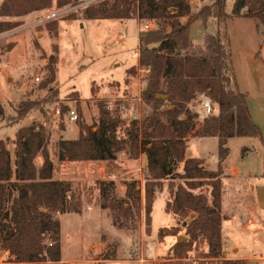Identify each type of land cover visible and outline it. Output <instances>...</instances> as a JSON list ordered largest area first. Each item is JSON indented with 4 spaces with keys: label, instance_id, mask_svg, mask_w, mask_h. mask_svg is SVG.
<instances>
[{
    "label": "rangeland",
    "instance_id": "obj_1",
    "mask_svg": "<svg viewBox=\"0 0 264 264\" xmlns=\"http://www.w3.org/2000/svg\"><path fill=\"white\" fill-rule=\"evenodd\" d=\"M4 1L0 0V6ZM99 1L84 0L60 9L54 2L51 8L22 16H0V21L19 24L0 33V104L4 109V114H0V138L14 140L19 127L33 123L43 124L51 133L48 149L56 161L55 176L71 180L82 195L81 213H64L61 217L64 255L72 260L70 264H104L105 259L121 260L116 264H219V259L207 256L209 243L203 234L198 235L186 257L178 258L173 254L172 248L179 236L181 241L189 239L185 221L166 208L177 185L185 182L183 163H179L173 175L163 179L156 188L155 218L148 226L144 199L148 158L145 153L133 157L130 138L150 111V106L140 98L146 86L147 72L139 69L137 64L138 32H142L147 20L133 18L122 23L116 19L67 18L71 10ZM189 1L192 12H198L211 3V0ZM233 5L234 0H226V11L230 15L224 30L230 42L236 79L240 89L248 92L252 117L264 136L263 25L251 17H233ZM181 20L185 22L187 17ZM52 21L58 22L57 35L47 26ZM153 25L157 27L155 23ZM217 29L215 17H210L206 26L197 20L191 24L190 36L193 42L203 44L205 33H215ZM51 67L56 81L43 87L42 83L52 76ZM131 67L135 68L134 73H128ZM37 77H40L39 81ZM56 84L60 88L58 100L52 98L53 92L50 91V87ZM31 100L41 103L15 124L14 118L18 117L16 107ZM107 102L113 106L111 111L117 110L119 116L121 106L126 107L127 114L121 112L123 117L117 129L118 137L123 139V150L118 159L112 163L100 160L59 161L60 137L78 138L76 133H80L85 125H91L99 116L100 105ZM202 104L203 97L199 95L186 106L196 113V121H202L206 115ZM57 107L67 109L58 115ZM70 109L77 111L76 121L70 120ZM197 130V127L193 128L187 136L186 157L187 153L191 157L201 156L205 168L217 170L218 139L200 136ZM10 147L14 149L13 141ZM228 147V157L221 164L227 172L223 170L221 175L224 180L221 213L227 220L225 233L231 236V219L239 221L243 231L264 230V195L259 193L264 189L262 139L236 136L229 139ZM40 156L35 159L38 167L41 166ZM234 167H238L242 174L250 172L253 175L231 174ZM100 179L114 180L115 188L111 191L120 199L125 197L126 183L133 179L139 181L142 200L140 206L134 208L132 218L126 219L110 208L101 207L99 188L95 185V181ZM211 190L209 184H203L193 192L204 193L212 204ZM165 211L172 215H163ZM161 226L168 227V234L164 237L159 236ZM222 240L225 257L237 259L234 257L238 251L232 249L233 244L226 249L227 239L224 237ZM249 254L258 256L251 251ZM244 261L245 264H256L250 258Z\"/></svg>",
    "mask_w": 264,
    "mask_h": 264
},
{
    "label": "trees",
    "instance_id": "obj_2",
    "mask_svg": "<svg viewBox=\"0 0 264 264\" xmlns=\"http://www.w3.org/2000/svg\"><path fill=\"white\" fill-rule=\"evenodd\" d=\"M82 1L5 0L0 6V16H22L51 8L54 2L60 9ZM229 15L226 0H211L198 12H192L189 0H100L71 10L67 18H138L157 25L139 34V69L148 73L141 98L150 106V111L141 120L139 132L130 135L133 157L145 153L148 158L144 187L146 221L148 226L151 225L156 188L163 179L173 175L179 163H183L185 182L177 185L166 208L185 221L189 239L175 243L173 254L178 258L186 257L198 235L203 234L209 243L208 257L219 259V264H245L244 259H228L223 252L225 217L221 213L224 185L221 164L229 154L230 138L263 139V133L252 117L247 93L238 89L230 42L224 30ZM231 15L260 20L264 32V0H234ZM182 17L187 20L183 22ZM210 17L218 21L217 32H206L203 44L193 42L191 24L200 20L206 26ZM18 25L16 21H0V33ZM47 26L57 35V21L49 22ZM50 71L52 76L42 83L43 87L56 81L53 67ZM135 71L134 67L128 69V73ZM50 91L52 98L58 100V85L51 86ZM199 95L203 101L209 98L218 105L214 113L204 116L202 121H196V113L186 107ZM40 103L31 100L17 106L15 124ZM99 108V116L91 125L81 128L78 138L60 137L59 161L112 163L118 159L123 150V139L117 135L120 116L117 110H109L107 103ZM66 109L63 107L62 110ZM0 114H4L1 104ZM195 127L198 135L218 139L217 170L205 168L202 158L186 157L187 136ZM50 139L51 133L46 127L35 123L19 127L14 140L0 138V246L14 255V259L6 264H65L61 262L60 216L81 213L82 195L71 180L54 177L56 161L48 149ZM38 155L43 158L39 167L35 163ZM95 183L102 208H110L126 219L133 217L134 208L139 207L142 200L138 180L126 183L123 199L111 191L115 188L114 180L100 179ZM203 184L212 187V204L204 193L193 192ZM167 231L168 227H162L159 236H166Z\"/></svg>",
    "mask_w": 264,
    "mask_h": 264
},
{
    "label": "crops",
    "instance_id": "obj_3",
    "mask_svg": "<svg viewBox=\"0 0 264 264\" xmlns=\"http://www.w3.org/2000/svg\"><path fill=\"white\" fill-rule=\"evenodd\" d=\"M98 20H100V19H98ZM116 20L121 21L122 23H125V21H126V20H120V19H116ZM138 36H139V32H138ZM138 58H139V54H138ZM137 64H138V62H137ZM147 75H148V73H147ZM237 83H238V81H237ZM238 89L240 91H242L240 89L239 84H238ZM242 92H245L248 95V92H246V91H242ZM76 134L80 135L79 132ZM75 138H77V137L75 136ZM75 138H68V139H75ZM212 138H216V137H212ZM262 142L264 144V136H263ZM54 155L56 157V154H54ZM191 156L192 155L187 153V157H191ZM198 157L202 158L201 156H198ZM226 158L222 161V163L226 160ZM65 161H69V160H65ZM39 162H40V164H42V162H43L42 156L39 157ZM211 170H215L214 167H212ZM223 170L225 171V169H223ZM237 173L242 174V173H240V170L238 167H234L231 174H237ZM242 175L243 176H252L253 174L249 172L246 174L243 173ZM254 175H258V174H254ZM54 177L57 178L56 176H54ZM57 179H62V178H57ZM259 193H260V196H263L264 195V189L263 190L261 189L259 191ZM157 200H155V202H154V208L152 211V218H153L152 220H154V218H155L154 213H155V205H156ZM165 212H163V215H168V216L172 215L168 211H165ZM62 215L60 216V220H61ZM226 222H227V220L224 219L223 225H222V238L225 237L227 239L226 249L229 248L228 246L230 244H233L232 249L238 251L237 257H234V258H237V259H249L250 258L252 260H255L254 263H256V264H264V230L257 229L254 232H252L251 230L243 231V229H241V227L239 226L241 223L239 221H235L234 219H231V221H230L232 223L231 236H227V233H225ZM61 226H62V222H61ZM164 226H166V225H164ZM164 226H161V227H164ZM240 251H242V253H239ZM249 251H251V253H253V254L258 253V256H253V255L249 254ZM61 254H62V261H61L62 263L70 264L72 262L71 259L66 258L64 255V245H63L62 233H61ZM120 261L121 260H116V259H105L104 264H116V263H119Z\"/></svg>",
    "mask_w": 264,
    "mask_h": 264
},
{
    "label": "built area",
    "instance_id": "obj_4",
    "mask_svg": "<svg viewBox=\"0 0 264 264\" xmlns=\"http://www.w3.org/2000/svg\"><path fill=\"white\" fill-rule=\"evenodd\" d=\"M153 23L154 22H152V21L145 22L141 28V31L153 28L154 27ZM36 80L39 81L40 77H37ZM202 105H203V112L206 115L213 114L215 109L218 106L217 103L211 101L209 98H205ZM107 106H108L109 110H113V106L111 105V103L107 102ZM119 111H120V109H119ZM61 112H62L61 107H57L56 108V114L60 115ZM121 112L127 114L125 105L121 106L120 119H122V117H123ZM68 114H69V118L71 121H76L78 119L79 115L75 109H70ZM12 259H14V255H12L8 249L2 248L0 246V264H6Z\"/></svg>",
    "mask_w": 264,
    "mask_h": 264
},
{
    "label": "water",
    "instance_id": "obj_5",
    "mask_svg": "<svg viewBox=\"0 0 264 264\" xmlns=\"http://www.w3.org/2000/svg\"><path fill=\"white\" fill-rule=\"evenodd\" d=\"M183 238H186V237H183ZM182 240V237H178L177 241L180 242Z\"/></svg>",
    "mask_w": 264,
    "mask_h": 264
}]
</instances>
